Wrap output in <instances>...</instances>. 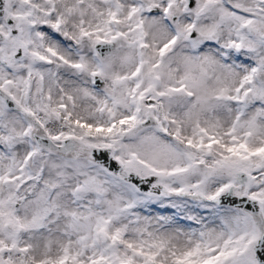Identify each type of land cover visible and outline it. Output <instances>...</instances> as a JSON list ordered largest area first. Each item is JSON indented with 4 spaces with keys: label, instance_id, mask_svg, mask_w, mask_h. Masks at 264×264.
I'll use <instances>...</instances> for the list:
<instances>
[{
    "label": "snow or ice",
    "instance_id": "1",
    "mask_svg": "<svg viewBox=\"0 0 264 264\" xmlns=\"http://www.w3.org/2000/svg\"><path fill=\"white\" fill-rule=\"evenodd\" d=\"M0 264H264V0H0Z\"/></svg>",
    "mask_w": 264,
    "mask_h": 264
}]
</instances>
